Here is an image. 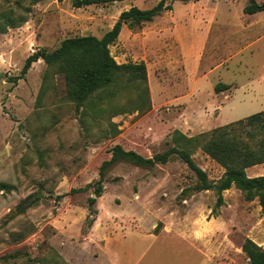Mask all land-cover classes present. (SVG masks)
<instances>
[{
    "label": "rangeland",
    "instance_id": "374dc122",
    "mask_svg": "<svg viewBox=\"0 0 264 264\" xmlns=\"http://www.w3.org/2000/svg\"><path fill=\"white\" fill-rule=\"evenodd\" d=\"M157 1L0 0V264H244L246 238L264 249L257 198L225 189L213 215L215 189H197L176 155L150 167L114 162L87 202L115 144L145 157L184 147L208 182L219 180L224 168L182 135L264 109V10L244 13L247 0H165L171 9L152 21L123 25L109 51L144 63V98L142 84L120 76L113 95L78 105L41 59L18 77L37 48L99 37L121 10ZM219 81L229 87L214 91Z\"/></svg>",
    "mask_w": 264,
    "mask_h": 264
},
{
    "label": "trees",
    "instance_id": "16d2710c",
    "mask_svg": "<svg viewBox=\"0 0 264 264\" xmlns=\"http://www.w3.org/2000/svg\"><path fill=\"white\" fill-rule=\"evenodd\" d=\"M107 1L117 0H72V5L80 7ZM167 9H171V5L165 3V0H158L150 8L131 5L121 10L112 26L99 37L92 34L76 35L63 38L52 50L37 48L24 59L18 77L23 76L32 62L41 59L47 66L56 68L62 74L66 95L78 105L86 103L93 95L101 98L106 93L113 95L114 92L110 87L116 84L120 76L128 82L142 84L139 93L144 98V95L148 93L144 63L117 62L110 54L109 45L117 39L123 25L132 28L144 22H150ZM263 10L264 0L261 2L247 0V4L243 7V12L247 14ZM228 87L227 83L219 81L214 84L213 89L217 92ZM182 138L187 144H198L207 155L224 168L217 182L206 180L204 171L195 164L190 152L184 147L172 146L150 157H145L134 150L124 149L121 145L115 144L109 150V157L101 162L98 179L93 187V196L87 198L88 205L92 206L95 198L101 194L105 169L114 162L122 160L150 167L176 155L200 180L197 189H215V205L211 209L213 215L217 214L216 209L223 203L221 192L231 185L240 190L245 200H252L256 197L259 206L264 211V174L249 177L245 173L246 167L264 162V109L249 114L244 119L219 125L195 136L182 135ZM75 190L72 188L69 192ZM23 202L22 206L25 205V200ZM18 206L21 208V205ZM241 250L247 258L246 264H259L264 256V249L249 238L245 239Z\"/></svg>",
    "mask_w": 264,
    "mask_h": 264
},
{
    "label": "crops",
    "instance_id": "0c3cea01",
    "mask_svg": "<svg viewBox=\"0 0 264 264\" xmlns=\"http://www.w3.org/2000/svg\"><path fill=\"white\" fill-rule=\"evenodd\" d=\"M122 29H123V26H122L120 32L122 31ZM250 92H251L250 95L247 96L248 99H250V100L255 99L258 96V93H255V91H250ZM245 173L249 177L263 175L264 174V162L246 167ZM230 188H235L236 190H238V192H240V190L237 189L234 185H231L227 190H229ZM224 198H225V196L223 194V199ZM215 261H217V263H208V264H242V263H235L231 259L230 260L223 259V260H215ZM244 264H246V263H244Z\"/></svg>",
    "mask_w": 264,
    "mask_h": 264
},
{
    "label": "water",
    "instance_id": "95a60500",
    "mask_svg": "<svg viewBox=\"0 0 264 264\" xmlns=\"http://www.w3.org/2000/svg\"><path fill=\"white\" fill-rule=\"evenodd\" d=\"M259 264H264V256H263V258L261 259V261H260Z\"/></svg>",
    "mask_w": 264,
    "mask_h": 264
}]
</instances>
